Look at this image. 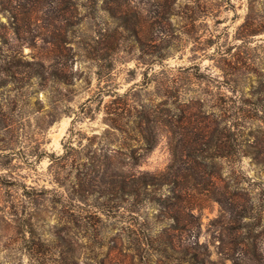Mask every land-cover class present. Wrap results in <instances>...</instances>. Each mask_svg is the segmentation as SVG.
Returning <instances> with one entry per match:
<instances>
[{"label": "rangeland", "instance_id": "374dc122", "mask_svg": "<svg viewBox=\"0 0 264 264\" xmlns=\"http://www.w3.org/2000/svg\"><path fill=\"white\" fill-rule=\"evenodd\" d=\"M175 1L0 0V264H264V0Z\"/></svg>", "mask_w": 264, "mask_h": 264}, {"label": "trees", "instance_id": "16d2710c", "mask_svg": "<svg viewBox=\"0 0 264 264\" xmlns=\"http://www.w3.org/2000/svg\"><path fill=\"white\" fill-rule=\"evenodd\" d=\"M171 2H172L171 5H174L176 3L175 0H171ZM163 11H164V13L166 12L165 9L160 10V8H158L155 10H150V13H153L155 15L154 17L156 18V17L162 16ZM163 59H164V57L156 58V61H162ZM121 96H125V95L122 94ZM125 113L126 112L123 111L122 115L124 116ZM109 125L113 128L119 129L120 131H122L123 133H126V134H129V132L131 130L137 129L143 135V138L147 141V143L150 144V146H148V148L153 147V140L148 135L143 134L144 129L142 127V124L141 125L138 124V125L134 126L133 124H131L128 121V122H125L122 126H120V124L118 122L113 121L112 123H109ZM119 178H120V180L118 182L120 184L119 185L117 184V185L119 186V189H120V195H129L130 193L135 194L136 190L132 189L135 186L136 187L139 186L140 188L145 189L148 185L159 184V183H156L153 181L155 179L153 176H149L146 173H143V175L141 177H139L136 180H133L132 182H129L127 179H129L130 177L127 176V178H126L125 175H120ZM169 179H170L169 176H163L162 181H160V184H165ZM29 193L30 192H24V195L29 194ZM30 196H32L33 198H36V196L33 194H30ZM15 209H16L15 211L17 213L20 212V209L18 206L15 207Z\"/></svg>", "mask_w": 264, "mask_h": 264}]
</instances>
